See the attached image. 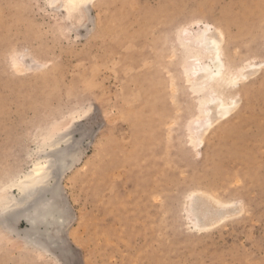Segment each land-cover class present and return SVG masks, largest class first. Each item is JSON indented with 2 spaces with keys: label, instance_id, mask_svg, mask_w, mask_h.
Returning <instances> with one entry per match:
<instances>
[{
  "label": "rangeland",
  "instance_id": "rangeland-1",
  "mask_svg": "<svg viewBox=\"0 0 264 264\" xmlns=\"http://www.w3.org/2000/svg\"><path fill=\"white\" fill-rule=\"evenodd\" d=\"M68 6L0 0V195L52 135L73 154L49 182L68 217L60 252L20 240L21 219L0 226V264H264V67L195 145L204 92L183 46L209 25L227 68L263 62L264 0H96L81 19ZM199 193L239 214L197 229Z\"/></svg>",
  "mask_w": 264,
  "mask_h": 264
},
{
  "label": "bare ground",
  "instance_id": "bare-ground-1",
  "mask_svg": "<svg viewBox=\"0 0 264 264\" xmlns=\"http://www.w3.org/2000/svg\"><path fill=\"white\" fill-rule=\"evenodd\" d=\"M61 1L47 0L50 5L60 4ZM67 1L69 12L81 19L87 16L96 0ZM185 38L190 40L183 45L186 52H189L185 75L195 83L197 92H204L198 102L199 118L194 121L196 127L193 134V143L201 145L217 122L228 119L236 110L237 101L231 94H226L233 92L238 84L247 80L249 74L253 75L261 70L264 61L247 63L238 72L227 68L222 47L224 34L221 30H212L209 25L189 33ZM63 139L61 134L52 135L45 145L49 148L45 156L27 174L4 186L0 195V226L10 233L18 232L17 224L23 219L27 228L21 232L20 240L45 253L60 249L58 247L62 246L63 227L68 220L64 205L60 202L58 186L49 183L52 178L55 183L56 176L69 167L68 158L73 157L68 148H60ZM13 189L17 190L18 196L12 194ZM195 210L199 218L195 227L204 231L237 216L240 211L205 193H199Z\"/></svg>",
  "mask_w": 264,
  "mask_h": 264
}]
</instances>
